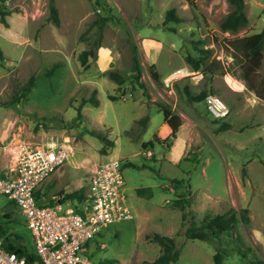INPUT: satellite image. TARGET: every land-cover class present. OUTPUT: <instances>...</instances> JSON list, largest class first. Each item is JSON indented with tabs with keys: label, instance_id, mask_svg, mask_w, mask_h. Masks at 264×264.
Returning a JSON list of instances; mask_svg holds the SVG:
<instances>
[{
	"label": "rangeland",
	"instance_id": "1",
	"mask_svg": "<svg viewBox=\"0 0 264 264\" xmlns=\"http://www.w3.org/2000/svg\"><path fill=\"white\" fill-rule=\"evenodd\" d=\"M244 2L248 23L231 33L220 29L221 19L234 7L229 0H194V4L190 0H55L59 24L47 19L49 0H0V10H9L5 21L0 14L4 55L0 59V170L6 168L5 163L12 165L13 156L23 146L69 138L75 154L49 176L54 177L56 186L48 195L85 191L95 166L111 157L122 159L128 186L150 192L136 197L126 190L133 218L107 225L96 235L89 253L94 260L150 264L162 252L153 240L155 233L174 237L180 247L179 258L170 264H214L217 248L227 251L223 264L264 260V99L247 89L244 79L233 75L241 72L240 65L233 64L235 56L247 63L233 43L264 28V0ZM170 8L181 21H165ZM110 14L117 19L105 23L98 46L99 29L90 24ZM134 45L146 90L133 78ZM89 48L95 55L83 65L79 54ZM188 56L203 61L198 70L194 71ZM215 61L223 68L218 66L216 73L210 74L205 66ZM152 64L160 73L159 82L150 73ZM185 65L201 75L199 81L166 78ZM110 70L129 79L119 87L108 76ZM32 76V89L16 100ZM252 79L264 93V62ZM185 86L194 95L203 91L217 94L227 103L228 114L212 116L205 98L189 102ZM93 95L100 101L98 106L82 103ZM156 101L171 107L176 102L190 115L184 132L190 134L191 141L179 163L154 161L161 157L162 148L164 152L171 148L173 141L168 137L161 143L163 139L155 136V153L148 154L150 145L142 146L164 121ZM81 104L79 120L76 115ZM145 116L149 120L142 130L138 121ZM226 123L230 126L222 129ZM90 131L107 135L115 144L103 147ZM129 134L140 138L130 140ZM127 162L145 166L137 168ZM181 196L189 200L185 208L177 204ZM16 207L0 195V219L6 222V234L16 233L32 250L31 230ZM231 207L239 215L247 209L250 223L239 221L233 229L218 238L211 235L209 240L186 237L191 221L202 226L206 215L223 214ZM7 212L12 218L4 216Z\"/></svg>",
	"mask_w": 264,
	"mask_h": 264
},
{
	"label": "built area",
	"instance_id": "2",
	"mask_svg": "<svg viewBox=\"0 0 264 264\" xmlns=\"http://www.w3.org/2000/svg\"><path fill=\"white\" fill-rule=\"evenodd\" d=\"M205 102L215 118L229 112L227 103L217 94H207ZM75 151L69 138L23 146L15 157L14 174L0 175V195L13 201L25 217L32 233V252L38 257L31 261L18 254L0 236V264H104L89 254L91 241L105 226L133 218L122 159L111 157L97 164L81 200L55 195L41 202L38 194L39 186Z\"/></svg>",
	"mask_w": 264,
	"mask_h": 264
},
{
	"label": "trees",
	"instance_id": "3",
	"mask_svg": "<svg viewBox=\"0 0 264 264\" xmlns=\"http://www.w3.org/2000/svg\"><path fill=\"white\" fill-rule=\"evenodd\" d=\"M97 1L100 3V0ZM190 1L192 4H194V0H190ZM229 1L233 4L234 7L221 19L220 29L222 31L235 33L247 25L248 17L244 10V6H245L244 0H229ZM8 13L9 10H0L2 21H5V17ZM47 19L52 20L56 24L60 23L59 12L55 0H49V15ZM116 19L117 18L114 15L110 14L106 16H100L99 18L91 22L90 24L91 27L97 26L99 29V34H98L99 38L97 41L98 46L100 43L102 30L105 23L109 20H116ZM181 20H182L181 17L175 12L174 8H170L167 11L165 21H181ZM233 44L239 47V49H241V52L243 53L245 59L247 60V63H241L238 56H235L233 58V64H239L241 68L240 74H233V75H235L238 78L244 79L246 88L249 89L250 91L255 92L259 98L264 99V93L258 90L252 79V75L255 72H257V70L262 66L264 62V28L260 32L243 36L237 39L236 42ZM92 55H95L92 48L83 50L79 54V58L82 64L84 65L87 62L88 57ZM3 56H4L3 51L0 48V59H2ZM187 60L194 70H198L203 62L201 59H196L192 56H188ZM58 65L59 64H55L54 66H58ZM218 66H220V68L221 67L223 68L220 61H215L214 64L212 63L207 64L205 66V69L208 73L215 74L217 71L216 68ZM53 69L54 67L51 68L48 72L50 73ZM133 69H134L133 78L136 80V82L141 88H144L146 90L145 84L141 81L142 65L138 56V47H136L135 45L133 46ZM149 70L153 79L159 82L160 73L154 70L153 64L150 65ZM222 73L226 74L229 73V71L222 70ZM107 74L112 80L117 82L119 87H121L124 84V82L127 79H129L128 75L121 74L119 72H115L111 70L108 71ZM34 82H35V76H32L29 79L28 83L25 86H23L21 91L18 93V97H16V100L26 96L27 93L32 89ZM123 93H125V88L123 90ZM184 93L187 96V100L189 102L191 101L199 102L206 97V92L204 91L194 95L188 86L184 87ZM146 95L149 97L148 93ZM110 99L116 100L117 97L110 96ZM86 101L92 102L93 105L95 106H98L100 104L99 99L94 95L87 100H83L82 103ZM155 104L158 106L160 111L163 112L165 120L172 129L168 138L174 141V139L177 137V133L180 130L181 125L183 124V117L178 112L173 110L172 107L166 102L156 101ZM81 107L82 104L77 108L76 117L79 120L83 116ZM148 120L149 117L145 116L141 118L138 121V123H140V125L145 127ZM229 126L230 125L226 123L221 128L224 129V128H228ZM90 133L100 138V140L103 142V147L114 145V141L108 138L107 135L96 131H90ZM166 139L167 138L161 140V143L164 142ZM157 141L158 138L154 137L153 140L144 142L143 146L144 147H146L147 145L154 146V143ZM126 165H131L137 168H141L145 166V165H139L135 162H127ZM123 168H124V164H123ZM174 181H178V180L174 179ZM178 182H181V180ZM83 194H84V189L83 190L81 189L70 193L59 194V196H64L65 199L81 200L83 198ZM188 203L189 200L184 196H181V198L177 200V204L182 208L187 207ZM4 216L6 217V215ZM185 216L186 215L184 214V217ZM239 221H242L244 223H250V217L247 215V209L242 210L241 214L239 215L237 210L234 207H231L227 212L223 214L206 215L202 226H197L193 221H191L189 226L185 230V235L187 238H191V239L209 240L211 238V235L214 236L215 238H218L223 231L228 229H233ZM5 223L6 222L4 220L0 219V236L4 237L5 244L8 246V248L11 250H15L20 255L27 256V258L31 261L38 259V257L32 252V250H29L25 246L22 238L18 237L16 233L6 234ZM209 231L211 232L210 234ZM153 240L156 241L162 247V252L150 264H170L171 262L177 261L180 255V247L177 245L174 237L166 234L155 233L153 236ZM225 254H227L226 250L217 248L215 254L213 255L214 264H223ZM99 261H101L104 264H114L116 262L115 259H103ZM255 264H264V260H257Z\"/></svg>",
	"mask_w": 264,
	"mask_h": 264
},
{
	"label": "crops",
	"instance_id": "4",
	"mask_svg": "<svg viewBox=\"0 0 264 264\" xmlns=\"http://www.w3.org/2000/svg\"><path fill=\"white\" fill-rule=\"evenodd\" d=\"M195 71V70H194ZM190 67L188 65H185V66H182V67H178L176 69H174L172 72H170L168 75H166L168 79H170V81H179L183 78H191L194 79V82L196 83L197 81H199V77L200 75H195L193 74V72ZM232 91V94L236 93L234 90H231ZM240 92V90H239ZM231 93V92H230ZM173 110H175L176 112H178L182 117H183V124L181 125L180 127V130L178 131L177 133V137L174 139L173 141V144L171 146V148L169 150H167V152H164V148H162V155L161 157L159 156H156L155 157V162H158L159 159H163V160H168L169 162L171 163H179L184 152H185V149L187 147V145L190 143V139H189V135L190 134H187L186 132H184L185 130V127L186 125L189 123V119L188 117L190 118V115H188V113L178 107L176 105V102H173V107H172ZM177 109V110H176ZM146 127V126H145ZM142 130H144V128ZM141 130V131H142ZM172 129L170 127V125L167 123V121L165 120L164 118V121L162 122V124L159 126L158 130L155 132V134L153 135V137L151 139H148V140H143L142 142V146H143V143L144 142H148L150 140H153V138L158 135L161 139H164L166 137H169L170 133H171ZM141 133V132H140ZM128 138L130 140H135L137 141L140 136L139 135H135L134 137L131 136L130 134L128 135ZM115 144V142H114ZM144 147V146H143ZM151 150H148V154L151 153L152 151L155 153L157 150H155V147L154 146H151ZM14 157L12 158V165L9 167L8 164L5 163V167L4 169H1L0 170V175H13L14 172L12 171V169L14 168V165H15V162H14ZM149 168V167H148ZM151 169V168H150ZM55 179L54 177L52 178H47L38 188V194H39V197H40V201L41 202H47V201H50L52 199V195H48L47 194V191H49V189H52L53 187H55L56 183H55ZM128 183L126 182V190H131L135 196H144V195H150V192H145V190L142 188V187H137V186H128L127 185ZM51 196V198H46V197H49ZM17 211H19V209L16 207ZM9 212L13 213V217H16L15 216V213H14V210L12 208H10L8 210ZM11 213H6L4 215H6L7 218H12V214ZM24 243V241H23ZM32 244H33V239H32Z\"/></svg>",
	"mask_w": 264,
	"mask_h": 264
}]
</instances>
